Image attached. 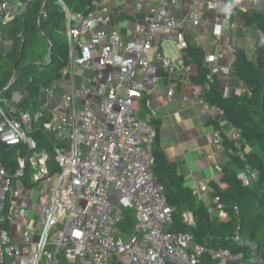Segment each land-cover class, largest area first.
I'll return each mask as SVG.
<instances>
[{"label": "built area", "instance_id": "built-area-1", "mask_svg": "<svg viewBox=\"0 0 264 264\" xmlns=\"http://www.w3.org/2000/svg\"><path fill=\"white\" fill-rule=\"evenodd\" d=\"M32 1L0 0V24L20 15ZM109 1L93 0L87 14L74 13L60 2L66 14L69 62L62 78L42 89L47 100L39 110L31 114L21 108V92L11 99L0 95V142L6 145L0 148L16 150L13 168L0 162V264H200L206 254L217 264H235L242 254L207 248L195 243L192 234L173 229L175 209L154 175L155 132L141 118L142 109L151 108L152 96L175 97L177 79L207 114L223 115L204 94L208 83L231 70L222 65L229 58L226 49H215L221 46L224 25L205 35L193 32L209 26L210 12L219 3L200 1L180 19L172 7L179 0H133V10L144 17L138 36L127 40L111 26ZM247 1L253 11L264 12V0H225L228 27L236 28L234 14L247 11ZM161 35L173 44L176 57L154 51ZM208 35L211 45L205 43ZM3 45L12 47L0 33V50ZM191 46L205 52V85L192 80V66L185 63ZM152 59L170 78L167 86ZM60 90L65 95L57 103ZM223 95L230 96L228 88ZM225 124L226 130L214 133V142L233 143L245 160L240 129ZM37 132L49 138L52 151L40 149ZM11 145L16 147H7ZM237 176L244 187L259 181L258 171L250 166L238 170ZM194 194L215 209L219 219H227L209 182ZM129 214L134 219L131 232L125 229ZM183 219L188 227L195 225L191 212ZM234 241L249 249L252 264H264L257 244L239 235Z\"/></svg>", "mask_w": 264, "mask_h": 264}, {"label": "trees", "instance_id": "trees-1", "mask_svg": "<svg viewBox=\"0 0 264 264\" xmlns=\"http://www.w3.org/2000/svg\"><path fill=\"white\" fill-rule=\"evenodd\" d=\"M60 2L74 13L87 14L93 0H33L20 15L6 24H0L2 37L12 43L11 52L6 56L0 53V95L11 99L24 89L19 105L31 114L39 110L43 103L42 89L59 81L69 62L66 14ZM241 17L247 28L263 35L255 45L254 61L249 59L245 50H233L232 70L246 85L247 91L225 98L222 83L215 78L208 83L204 94L207 103L223 111L221 117L209 122V126L221 130L225 123H232L245 139L242 145L245 160L239 156V150L233 143H223L227 162L221 166L219 183H210L214 196L221 199L227 219L214 218L194 190L186 185L178 166L170 162L162 146L159 121L152 122L155 132L152 153L155 178L164 186L168 203L175 209L173 229L192 234L195 243L207 248L242 254L243 259L235 264H252V253L247 247L238 245L234 238L239 235L241 239L257 244L259 255L264 258V12H242ZM42 41L48 47V61L38 64L34 61V53ZM186 53L193 62L192 80L205 85L209 70L204 63L203 50L191 46ZM12 81L13 86L8 88ZM34 137L40 149L52 151L47 136L37 132ZM15 156L16 150L0 148V162L7 168L15 166ZM247 166L259 173V181L252 187H244L237 176L238 170ZM187 212L193 214L194 226L185 224L183 215ZM133 222V216L129 214L125 220L128 232H131ZM200 264L217 263L206 254Z\"/></svg>", "mask_w": 264, "mask_h": 264}, {"label": "crops", "instance_id": "crops-1", "mask_svg": "<svg viewBox=\"0 0 264 264\" xmlns=\"http://www.w3.org/2000/svg\"><path fill=\"white\" fill-rule=\"evenodd\" d=\"M133 0H110L109 11L111 13V26H116L122 31L123 37L127 40H133L138 36L139 23L142 21L144 14L137 13L132 7ZM181 10L177 9L176 15L180 19L185 17L188 8L198 5L200 1L207 2L211 0H181ZM219 3L218 7L210 12L209 26L201 25L194 33H202L212 30L216 25L223 24V36L221 46L215 48H224L233 57L234 48H242L240 39L234 36V32L240 29L242 33L252 31L249 39H256L258 31L247 28L242 20L241 13L253 11L250 3L247 1L248 10H237L232 19L236 28L228 27L224 20L223 7L225 0H215ZM237 22V23H236ZM189 26V25H188ZM170 42L164 40L163 36L158 37L155 51L158 50L166 55L165 45ZM245 50V49H243ZM246 51V50H245ZM204 52V51H203ZM205 55V52H204ZM176 57V56H175ZM251 60V59H250ZM254 61V60H252ZM152 62L154 60L152 59ZM233 62V60H232ZM185 63L192 66V60L187 55ZM154 64H156L154 62ZM157 76L162 79L164 85L170 83V78L167 73L158 65ZM231 70L227 74H222L218 77L222 83L223 89H229L230 94L240 95L247 91L246 85L241 82L235 72ZM193 71V69H192ZM241 84H239L237 81ZM176 95L173 99H164L163 94H156L150 98L151 108L146 106L142 109L141 118L150 130H154L153 121H159L160 137L162 140L163 149L170 160L178 166L179 173L185 177V182L188 187L195 189L203 183L217 182L221 179V166L226 164V149L222 144L214 142L215 130L214 126H209V122L215 120L211 115L207 114L192 98L191 91L181 79H177ZM187 98V100L185 99ZM153 113H156L153 116ZM227 125L221 129L226 130ZM215 209H210L214 218L219 217V213L213 212Z\"/></svg>", "mask_w": 264, "mask_h": 264}, {"label": "rangeland", "instance_id": "rangeland-1", "mask_svg": "<svg viewBox=\"0 0 264 264\" xmlns=\"http://www.w3.org/2000/svg\"><path fill=\"white\" fill-rule=\"evenodd\" d=\"M172 7H173V10L175 12H177V9H180L181 10L182 1L179 0L177 6L176 7L172 6ZM178 18H180V17L178 16ZM118 31L120 32V34H122V31H121L120 28H118ZM251 34H252V31H250V32L248 31L246 33H242L240 31V29H237L234 32V36L236 38L240 39L242 48L246 50L249 59L255 60V57H256L255 56V45H256L257 41L260 38L263 37V35L260 32H257L256 39H253L252 40V39H249V36L251 37ZM159 37H162V35L159 36ZM204 38H205V43L206 44H210V45L212 44V37L210 35L205 36ZM190 41L192 42V39H190ZM47 48L48 47H47V44L45 43V41H42L40 43V45L38 46V48L35 50V53H34V59H35L34 61L36 63H38V64H44V63H46L48 61ZM165 49H166V51H165L166 52V56H168V57H175V56H177V52L175 50V47L173 46V44L171 42L168 43L167 45H165ZM11 50H12V47L11 46H4L3 45V47L0 50V52L3 53L4 56H6L5 54H8L9 52H11ZM153 52L151 51L149 54H151V56H152ZM232 60H233V57H229V58H227V60H225V62H222V65L227 64V65H230L231 66ZM155 63L158 64L157 62H155ZM237 82L239 84H241L239 82V80ZM21 92H24V89H22ZM64 95H65V92L63 90L57 91V94H56V96H57V103H59L62 100V98H63ZM41 99L46 101L47 100V95L45 93L42 94ZM56 105L57 104H52L51 105V108L56 107ZM247 150L250 151L251 149L248 147ZM27 197L28 198H30V197L32 198V194L31 193L27 194ZM25 206H26V208H30L29 205H25ZM213 212H215V211H213ZM215 214H216V212H215Z\"/></svg>", "mask_w": 264, "mask_h": 264}, {"label": "water", "instance_id": "water-1", "mask_svg": "<svg viewBox=\"0 0 264 264\" xmlns=\"http://www.w3.org/2000/svg\"><path fill=\"white\" fill-rule=\"evenodd\" d=\"M51 51H52V48H50V51H49L50 54H51ZM49 56L51 57V55H49ZM11 86H13V81L10 83V85H9L8 88H10ZM0 146L6 147V145L3 144V143H1V142H0ZM7 147H10V148H13L14 149L16 147V145H11V146H7Z\"/></svg>", "mask_w": 264, "mask_h": 264}]
</instances>
